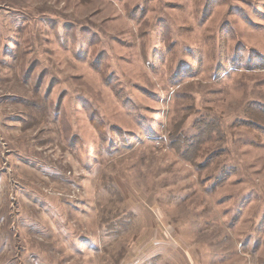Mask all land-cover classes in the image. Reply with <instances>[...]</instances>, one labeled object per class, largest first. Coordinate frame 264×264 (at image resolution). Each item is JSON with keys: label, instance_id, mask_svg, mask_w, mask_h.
<instances>
[{"label": "rangeland", "instance_id": "obj_1", "mask_svg": "<svg viewBox=\"0 0 264 264\" xmlns=\"http://www.w3.org/2000/svg\"><path fill=\"white\" fill-rule=\"evenodd\" d=\"M0 264H264V0H0Z\"/></svg>", "mask_w": 264, "mask_h": 264}]
</instances>
